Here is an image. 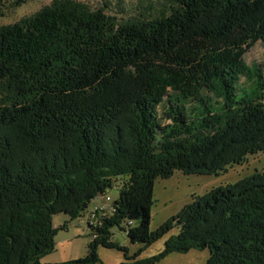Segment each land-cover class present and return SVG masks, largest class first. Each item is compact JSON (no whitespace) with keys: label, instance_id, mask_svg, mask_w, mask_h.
I'll use <instances>...</instances> for the list:
<instances>
[{"label":"trees","instance_id":"16d2710c","mask_svg":"<svg viewBox=\"0 0 264 264\" xmlns=\"http://www.w3.org/2000/svg\"><path fill=\"white\" fill-rule=\"evenodd\" d=\"M258 41L264 0H173L142 20L54 0L0 26V264H103L101 246L124 252L121 264L205 248L207 264H264V172L151 229L158 178L218 174L264 153V74L244 57ZM115 186L113 210L88 223ZM60 214H87L88 252L42 263L67 229ZM114 228L140 248L131 254ZM174 229L160 254L139 259Z\"/></svg>","mask_w":264,"mask_h":264},{"label":"rangeland","instance_id":"374dc122","mask_svg":"<svg viewBox=\"0 0 264 264\" xmlns=\"http://www.w3.org/2000/svg\"><path fill=\"white\" fill-rule=\"evenodd\" d=\"M54 0H0V26L13 24L31 16ZM87 4L91 9H102L109 15L120 20H142L167 14L173 0H77ZM245 60L250 66H258L264 74V44L256 42L245 54ZM244 81V79H243ZM257 172H264V153L248 155L240 163L226 167L225 170L213 175L184 174L175 171L170 178H158L154 186V204L152 206L151 229H156L170 217L176 215L195 197L201 196L211 189L239 182ZM112 200L119 196V188L109 189L105 196ZM105 196L97 197L91 208L96 205L106 206ZM87 214L70 220L65 214L55 217L54 223L58 227L65 221L67 229L60 230L55 238V251L41 261L42 263H61L73 258L86 256L92 239L86 223ZM178 229L172 230L163 238L147 247L139 259L147 260L160 254L166 247L167 240L177 234ZM113 240L130 249L133 254L140 248V244H133L125 231L113 229ZM103 264H121L126 261L124 252L101 246L98 250ZM211 253L208 248L192 249L187 253L174 252L153 264H207Z\"/></svg>","mask_w":264,"mask_h":264},{"label":"built area","instance_id":"2783aa9c","mask_svg":"<svg viewBox=\"0 0 264 264\" xmlns=\"http://www.w3.org/2000/svg\"><path fill=\"white\" fill-rule=\"evenodd\" d=\"M105 200L108 203L106 206H104V205H96L91 210V213L88 216V221H87L91 225H95L96 222H98L99 216L104 213L103 212L104 210H110V211L113 210L112 198L108 195V196H105Z\"/></svg>","mask_w":264,"mask_h":264},{"label":"water","instance_id":"95a60500","mask_svg":"<svg viewBox=\"0 0 264 264\" xmlns=\"http://www.w3.org/2000/svg\"><path fill=\"white\" fill-rule=\"evenodd\" d=\"M138 218H139V215H137L136 213H131L129 216V219H131V220H136Z\"/></svg>","mask_w":264,"mask_h":264}]
</instances>
